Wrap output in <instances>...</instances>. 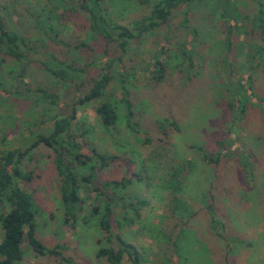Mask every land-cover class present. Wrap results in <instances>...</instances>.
<instances>
[{"label": "rangeland", "instance_id": "374dc122", "mask_svg": "<svg viewBox=\"0 0 264 264\" xmlns=\"http://www.w3.org/2000/svg\"><path fill=\"white\" fill-rule=\"evenodd\" d=\"M144 1L103 0V5L114 22L132 28L153 7L154 0ZM10 2L8 9L0 7L8 27L29 39L37 54L49 50L85 68L88 81L78 87L64 85L40 64L29 70L24 86L7 80L22 93L28 94L27 86L39 87L58 98L55 103L39 96L22 100L0 92V152L27 151L36 136L49 135L56 119L70 117L77 104L71 134L82 159L93 151L119 158L96 170L91 183L82 178L91 174L93 163H76L86 202L75 221L66 220L57 152L41 144L27 153L23 169L33 180L21 187L33 194L37 204V236L49 249L62 248L57 249L60 255L41 256L26 241L21 264H110L97 253L119 246L108 241L100 217L93 214L96 188L135 174L144 179L130 177L132 185L117 191L125 201L118 204L112 230L136 246L140 264H169L171 259L179 264H264V41L257 28L264 0H200L184 5L168 25L143 34L123 54L91 32L86 13L72 1ZM31 14L54 15L60 39L69 46L50 42L52 33L43 41L44 30L34 23L24 32L23 22L32 23L25 15ZM82 43L87 46L76 49ZM162 48L165 53L160 57ZM157 59L166 69L161 82L154 69ZM110 61L111 80L103 96L79 105L90 89L89 79L105 73ZM6 69L5 64L0 68L4 77L9 76ZM247 84L252 92L242 94L241 87ZM124 85L133 105L134 129L121 103ZM106 101L119 104L120 121L110 130L96 112ZM234 102L238 108H233ZM205 156L218 161L212 163ZM173 174L178 185L171 183ZM139 198L149 205L137 219L123 205ZM9 210L6 205L3 213ZM125 214L133 217V224L123 220ZM3 235L0 225V242ZM124 256L122 264H133L128 254Z\"/></svg>", "mask_w": 264, "mask_h": 264}, {"label": "trees", "instance_id": "16d2710c", "mask_svg": "<svg viewBox=\"0 0 264 264\" xmlns=\"http://www.w3.org/2000/svg\"><path fill=\"white\" fill-rule=\"evenodd\" d=\"M56 1L59 3V1L63 2L64 0ZM65 1H72L74 6L81 12L86 13L92 33L103 38L108 46H113L115 51L123 54L129 48L130 44L133 41H139L143 34L149 33L160 26L168 25L173 15L178 12L181 7H184V5L190 6L200 0H154L149 15L135 20L131 24L132 28L114 22L109 17L107 8L103 5V0ZM145 2L147 3L148 0H145L143 3ZM232 3L233 2H231V4ZM2 5L5 6L4 9H8L9 6H12V3L10 0H3L0 1V7ZM54 12H56V10ZM54 12L52 14H54ZM46 14H48V12ZM52 14L48 16H44L43 14L35 16L31 14L29 17L25 15V19H31L32 23L21 19H19V22L24 21V32H27L26 30H28L27 26L29 24L34 23L36 27L43 28L44 37H40L43 41L47 42L46 36L52 33L54 37L50 42L57 45L69 46L64 40L60 39L59 27H57L56 18H54ZM257 20L259 21L257 28L261 30L262 40L264 41L263 10L259 11ZM8 22L7 16L0 14V68L5 64L9 74L8 77H4L6 73H0V92L4 94L3 96L8 95L14 98H21L22 100H30L33 96H39L40 98L45 100L49 99L55 103L58 95L50 94L47 89L37 87L33 90L30 86H27L26 91L28 94H26L20 92L21 88L18 86L15 87L7 84V80L13 78L18 82V85L21 86L23 84L24 86L25 80L29 76V70H33L37 64H40L47 73L53 75L58 82L64 85L73 84L78 87L88 81V78L86 79L87 71L85 68H80L69 63L58 55L50 53L49 50L37 54L36 50L31 46L30 40L16 33V31L11 30L10 27H8ZM38 30L37 32L41 33V31ZM194 33L196 32L194 31ZM45 46L42 47L44 48ZM47 46H50V44H47ZM83 46H87V44L82 43L76 46V49H80ZM87 49L90 50L89 48ZM159 53L160 57H162L165 53L164 48H162ZM112 64L113 61L108 62L103 69L105 73L89 79L90 89L80 101L79 105L97 101L103 96L111 80L109 72L112 68ZM154 69H157V81L161 82L162 79H164L166 71L164 61L157 59L154 63ZM248 81H250V77ZM122 83L124 84V80H122ZM249 84L241 87L242 94H249V92H252ZM123 91L124 96L121 103L128 112L126 119L130 127L134 129L131 124V120L134 117L132 110L133 105L128 97L129 93L125 85ZM244 101L242 100L243 103ZM236 103L237 102H234L232 104L233 108H238ZM76 106L77 104L73 105L70 117L56 119L53 131L49 135L40 134L36 136V141L32 143L27 151L10 150L0 152V225L4 232L0 242V264H21L25 256L23 245L26 241L32 249L41 256L47 254L51 256L60 255L57 249L62 248L59 246L54 249H49L45 247L37 236L35 224V218L38 214L37 204L33 194L21 187V183H30L33 180L32 175L25 173L23 169V162L29 151L44 144L57 152V169L62 180V199L65 207L66 220L75 221L77 220L79 211H83L84 203L86 202L82 197L83 187L80 185V180L74 171L76 163L80 166L93 163L90 166L91 174L82 178L84 183H91L93 182L94 172L96 170H104L106 167L110 166L113 161L119 159L118 156L104 155L98 151L97 153L93 151L92 156L85 155V159H82L83 155L77 152L80 147L74 143L75 138L74 135L71 134L72 120L75 119L77 113ZM239 111L240 113L243 111V106L240 107ZM96 112L105 129L110 130L120 121L119 104H115L112 101L102 102L97 107ZM205 158L212 163L218 161L206 156ZM176 176L177 174H173L171 183L178 185ZM130 177H137L138 181L144 179H142L141 175L136 174ZM130 177H125L121 181L102 182L99 187L97 186L96 188L97 199L93 207V214L100 217L101 230L107 235L108 241L113 242V240H115L119 246L118 249L110 246L101 248L98 251L97 257L105 258L110 264H122L125 254L130 256L133 264H140V252L136 246L126 242L121 235L115 234L112 230V221L114 217H117L116 209L118 204L125 201V197L116 196L117 191L132 185L133 180ZM6 205L10 206V210L7 213H3V208ZM148 205L149 203L147 200L139 198L136 199V202L123 205V207L125 209H131L135 214L134 217L140 219L141 209ZM208 208L212 216V222H214L215 207L212 202L209 203ZM189 218L191 219L192 217L190 216ZM123 220L129 224H133L134 222L133 217L130 218L126 214ZM187 222H184L185 227H187ZM177 241L178 240L174 241L175 245H177ZM173 258L175 259V255ZM169 264H179V261L171 259Z\"/></svg>", "mask_w": 264, "mask_h": 264}]
</instances>
